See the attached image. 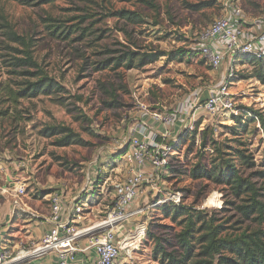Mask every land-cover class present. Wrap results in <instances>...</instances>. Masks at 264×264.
<instances>
[{"label":"rangeland","instance_id":"obj_1","mask_svg":"<svg viewBox=\"0 0 264 264\" xmlns=\"http://www.w3.org/2000/svg\"><path fill=\"white\" fill-rule=\"evenodd\" d=\"M145 1L150 5L139 0H60L29 6L0 0V112L9 111L0 116V215L5 213V196H9L4 187L8 184L5 174L10 172L5 170L15 164L29 163L30 167L20 169V173L28 180L31 197L66 188L74 197L90 178L98 195L106 189L103 203L107 206L115 186L126 177L129 163L125 156L132 140L138 138L134 133L143 130L144 124L149 126L154 114L172 117L173 122L161 123L168 131L178 123L182 125L180 135L195 132L192 143L189 137L188 143L173 149L166 168L148 172L152 180L143 184L131 207V212L140 214L122 228L120 239L128 247L123 248L117 264H160L153 259L155 245L149 232L171 246L176 244L180 228L163 214L165 203L205 210L211 216L216 213L222 222L230 219L227 226L235 232L258 228L252 222L240 223L232 210L223 209L230 200L225 187L190 176L199 162L210 165L223 153L234 154L237 148L252 154L257 168L264 170V85L251 78L254 65L239 56L229 76V62L214 70L205 64L198 49L200 32L229 9L222 0L199 12L190 6L211 0ZM239 1L245 31L261 34L264 0ZM122 9L135 12L144 21L131 24L119 19L115 14ZM52 25L72 33L56 37L58 32L51 33ZM9 30L30 40L40 69L63 92L22 99L17 104L7 100L4 88L17 90L23 80L12 75L14 69L8 67L17 55L11 48L22 49L9 41ZM129 51L164 52L166 56L142 68L128 70L124 65L113 69V59ZM105 60H112L111 68L98 70ZM225 80L241 111L238 115L211 116L203 108L204 100ZM236 116H242L241 124ZM53 126L72 129L84 143L56 146L57 138L42 134ZM154 139L160 145L179 144L174 142L177 137L163 142L159 136ZM140 228L145 235L130 245L128 233L137 235Z\"/></svg>","mask_w":264,"mask_h":264},{"label":"trees","instance_id":"obj_2","mask_svg":"<svg viewBox=\"0 0 264 264\" xmlns=\"http://www.w3.org/2000/svg\"><path fill=\"white\" fill-rule=\"evenodd\" d=\"M13 1L23 5L39 6L52 5L60 0ZM139 1L150 5L145 0ZM214 3L215 0L201 2L198 5L190 6V9L199 12ZM115 15L131 24L144 21L135 12L124 9L117 11ZM52 29L51 33L58 32L56 37L68 36L72 33V31H66L62 26L52 25ZM7 36L11 43L22 47V49L11 48L17 55L13 56V61L9 62L8 67L14 69L10 73L23 77L17 90L4 88L7 100L17 104L22 99H35L41 95L51 97L56 92H63V88L40 69L32 55L30 40L13 30L7 31ZM165 56L164 52L140 54L129 51L113 59L115 60L113 69H120L124 65L128 70L135 67L142 68ZM244 57L254 65L255 72L251 78H256L264 85V58ZM110 61L112 60L102 62L98 70L111 68ZM20 69L26 70L21 71ZM8 113V110L0 112V116H6ZM250 115L252 114L250 113ZM254 115L262 118L261 115ZM234 119L238 124H241L243 120L242 116H236ZM251 119L253 120L255 117ZM42 134L46 138H57L55 145L60 148L84 143L72 129L65 126L46 127ZM189 137L192 143L195 139V132L179 135V144L174 147L178 148L181 144L188 143ZM234 161H237V164ZM190 176L195 181H207L225 187L230 200H226L223 209L232 210L235 216L239 217L240 223L252 222L258 228L235 232L232 226H227L230 219L222 222L216 213L211 216L205 210L165 203L161 206L163 214L177 224L180 230L175 235L176 244L174 246L162 238L148 233L155 245L153 259L160 264H264V170L257 168L252 154H248L247 150L243 148H237L234 154L223 153L215 158L210 165H206L202 161L199 162L190 170ZM260 182L263 183L260 184Z\"/></svg>","mask_w":264,"mask_h":264},{"label":"built area","instance_id":"obj_3","mask_svg":"<svg viewBox=\"0 0 264 264\" xmlns=\"http://www.w3.org/2000/svg\"><path fill=\"white\" fill-rule=\"evenodd\" d=\"M229 14L217 18L213 24L204 28L198 35V49L205 64L212 69H219L226 61L231 67L236 63L239 56H249L255 59L264 58V31L258 36H247L243 26V9L239 0H222ZM203 108L211 116H220L227 113L238 115L239 110L235 104V99L229 87L228 80H225L218 90H211L209 96L204 100ZM152 120L157 124L171 123L172 117L154 114ZM141 138L132 141L129 152L126 153V160L129 163L127 176L121 184L115 186L114 194L111 196V203L107 207L104 218L93 227L82 231L75 230V220L68 219L62 222L64 200L61 194L53 193L50 195L51 220L58 222L55 228L47 233L42 244L36 246L30 252H20L13 256L12 252L5 246L0 247V264H35L34 260L44 257L49 252H57L59 264H68L69 260H75L74 254L78 248L74 243L79 238H87L90 248L96 253L95 264H117L121 258L124 243L118 241L119 231L124 224L132 217L140 214L139 211L131 212L133 203L140 195L144 183L152 180L148 172L159 173L169 165V156L173 152L175 145H160L154 142L153 136L148 133L149 126L144 124ZM169 133L165 132L163 139H168ZM176 139V138H175ZM174 139V140H175ZM179 141V136L174 142ZM19 168H26L27 164H17ZM93 188L89 184L84 188L83 193ZM9 189L4 187V192ZM82 193V194H83ZM79 194L73 203L72 213L77 218L83 216L89 208L87 199H83ZM27 195V185L25 182L18 181L15 187L14 206L22 205V199ZM178 204L180 197L175 200ZM74 220V221H73ZM67 235L62 237L61 233ZM145 235V231L140 228L138 233H131L130 240Z\"/></svg>","mask_w":264,"mask_h":264},{"label":"crops","instance_id":"obj_4","mask_svg":"<svg viewBox=\"0 0 264 264\" xmlns=\"http://www.w3.org/2000/svg\"><path fill=\"white\" fill-rule=\"evenodd\" d=\"M228 14H225L224 16ZM263 31L264 26L262 27V32ZM246 35L258 36L252 34L249 31H246ZM181 130L182 125L178 123L175 124L173 130L168 131L167 128H164L161 124H157L152 120L149 124L148 133L153 137L159 136L163 142L168 141L167 139H163V135L165 132L169 133V140H174L180 135ZM134 134L135 136L141 138L142 131L138 130ZM25 164H27L26 168L28 169L30 167L29 163ZM20 169L21 168H19L18 165L15 164L12 169L9 167L5 170L6 172H10V174H5L7 175L6 180L8 182L7 187L9 189L5 193H8L9 196H5V213L0 215V247L5 246L9 250L12 248L13 251H10L12 252L13 256H17L18 254H20V252H30L36 246L41 245L45 235L49 233L53 228H55L58 224V222H54L51 220V205L49 203L51 194H36L31 197L28 192V180L24 178V174L22 175V173H20ZM15 171H18V173L15 174ZM89 180L91 181V184H93V188L89 189L85 193H83L84 189L78 190L74 197L67 193V188L65 190H62V192H55L61 194L64 200L62 222H66L71 218L76 219L75 221L73 220L75 222L74 227L76 231H82L101 222V220L104 218L107 207L111 203L110 200L107 206L106 203H103L106 201V189L103 188L104 190H102L103 197L100 194L98 195L94 191L95 181L93 182L90 178ZM18 181L26 183L27 195L23 197L22 205L16 207L14 206L13 201L15 195V187ZM79 194H82L83 199L88 200L89 208L87 209V211H85L83 216L77 218V216L72 213V208L74 200ZM101 197L102 199H100ZM109 197H111V195ZM121 231L122 230H120L118 234V241L123 244L124 240L120 239L122 236ZM61 235L62 237H65L67 233L62 231ZM128 235L130 236L131 233H128ZM127 240V242L130 243L131 240L129 237L127 238ZM132 244H134V242L130 243V245ZM74 246L78 248V252L74 254L75 260L73 261L70 259L68 264H95L96 253L93 248H90L87 238L77 239L74 243ZM34 263L59 264V255L57 252H49L44 257L34 260Z\"/></svg>","mask_w":264,"mask_h":264},{"label":"bare ground","instance_id":"obj_5","mask_svg":"<svg viewBox=\"0 0 264 264\" xmlns=\"http://www.w3.org/2000/svg\"><path fill=\"white\" fill-rule=\"evenodd\" d=\"M213 202V201H212ZM216 203H217V201H216ZM217 206V205H216ZM218 207V206H217ZM141 240V239H140Z\"/></svg>","mask_w":264,"mask_h":264}]
</instances>
